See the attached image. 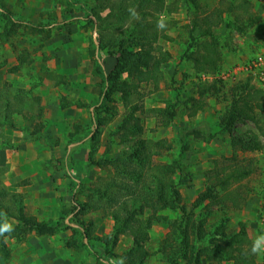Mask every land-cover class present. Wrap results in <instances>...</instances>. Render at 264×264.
Wrapping results in <instances>:
<instances>
[{"label":"trees","instance_id":"trees-1","mask_svg":"<svg viewBox=\"0 0 264 264\" xmlns=\"http://www.w3.org/2000/svg\"><path fill=\"white\" fill-rule=\"evenodd\" d=\"M64 4V18L73 16L79 10L87 26L96 30L98 46L92 49V58L95 59L97 53H103L101 61L104 65L107 62L111 64L106 67V72L96 64V75L101 80L99 97L103 102L99 111L105 116L82 120L73 126L71 134L74 139L93 134L86 165L97 167L105 177H98L92 187L81 190L84 201L78 203V213L68 223H74L77 228L66 227L63 220L39 221L26 212L24 196L9 192L0 181V211L6 212L14 227L7 238L0 237V264H8L11 258L6 239L20 243L32 234L52 237L64 228L73 235L72 242L66 244L67 248L84 250L89 255H96L97 247L103 249L104 257H95L98 264H102L103 260L116 259L113 251L122 237L131 241L130 248L121 256L125 264H145L149 255V233L154 225L159 224L168 228L159 243V253L165 264H260L258 256L246 255L252 241L244 223H240L233 233L227 231L225 220L211 223L212 208H238L246 200V193L239 184L252 174L248 166L241 165L235 156L214 160L205 174V190L190 206L183 204L179 185L184 179L182 160L183 153L188 151L189 138L214 139L225 133L230 137L232 150L256 152L263 149L257 135L244 139L234 136L233 132L238 124L251 123L263 135L264 91L253 83L251 77L244 78L229 88V98L225 97L226 101L229 99V106L213 126L185 129L175 125L173 121L177 112L174 104L167 101L165 108L146 110L140 92L143 85L147 87L154 83L171 59L159 44V41H170V38L157 28L159 16L171 11L168 0H65ZM129 8L135 9L138 19L130 16ZM233 8L230 2L204 16L193 18L192 29L201 32L202 40L196 45H189L181 59L191 61L197 72L211 77L220 71L219 25L223 13L231 12ZM237 8L247 19L238 18L236 23H229L228 26L243 35L247 24L258 21L259 17L250 13L247 0H241ZM0 10L3 20L0 42L5 44L17 36L21 25L2 1ZM26 28L30 34H41L47 38L51 34L44 26ZM13 47L16 53L18 48ZM29 57L26 52L18 54V65L10 72L18 73L20 67L28 63ZM226 85L223 80L216 79L211 83L197 84L198 97L190 96L184 101L187 117L193 119L204 112L208 105L205 97L219 95ZM176 91L179 94V89ZM23 93L21 90L12 96L0 92V139H3L5 149H12L8 136L4 134L6 127L21 130L30 142L36 141L44 129L40 98L25 99L21 95ZM115 96L119 97L125 111L114 132L116 145L123 149L116 156L110 157L108 153L96 156L100 148L97 129L105 128L118 116L113 105ZM133 96L137 98L135 104L131 103ZM64 102L63 109L68 107V103ZM75 106L88 109L89 104L79 100ZM146 113L158 116L159 127H172L175 131V143L180 146V153L167 162L162 159L172 153L174 142L143 137L141 118ZM3 173L0 169V176ZM167 211L178 213L179 218L171 220L163 214ZM91 213L107 216L113 221L108 237L95 236L93 223L80 217V214ZM84 240L87 242L84 243Z\"/></svg>","mask_w":264,"mask_h":264},{"label":"rangeland","instance_id":"rangeland-1","mask_svg":"<svg viewBox=\"0 0 264 264\" xmlns=\"http://www.w3.org/2000/svg\"><path fill=\"white\" fill-rule=\"evenodd\" d=\"M0 1L5 3L14 20L21 25L15 38L5 44L0 42V92L13 96L22 90L24 93L21 95L25 99L39 97L44 115L41 120L44 129L36 141L30 142L21 130L4 129L12 149H5L3 139H0V169L4 171L0 176L1 184L9 192L22 194L26 212L39 221L63 220L66 227L77 228L74 223H68L78 213V203L84 201L81 190L92 187L97 178L105 177V174L97 167L86 165L93 134L76 139L71 134L73 126L82 120L105 116L104 112L99 111L103 102L99 97L101 80L96 75V64L102 66L103 72L111 64L107 62L104 65V61H101L103 53L96 52L95 59L92 58V49L98 46L96 30L87 26L79 10L73 16L64 18L65 0ZM240 1L168 0L171 11L163 12L159 18H165L167 26L162 30L170 41L161 40L159 44L171 59L153 84L140 88L146 110L165 108L167 101H170L177 112L173 124L185 129L202 125L211 127L227 110L229 99L226 101L225 97L229 98L228 90L234 83L251 77L253 83L264 91V82L260 84L254 70L248 71L256 57L264 52V0H247L251 5L250 13L260 18L247 24L243 35L228 26L229 23H236L238 18L247 19L237 8ZM230 2L234 8L231 12L223 13L217 35L222 54L221 69L214 76L203 75L196 71L191 61L181 59L189 45H196L202 40L201 32L192 29L193 18L204 16ZM27 26H44L51 31L50 37L30 34ZM2 28L0 15V33ZM13 46L18 48L16 53ZM23 52L30 55L28 63L20 67L18 73L10 72L18 65V54ZM214 79L223 80L227 85L219 95L206 96V110L189 119L184 101L190 96L198 97L197 84L211 83ZM176 89H179V94ZM64 100L68 103L65 109ZM79 100L89 104L88 109H78L75 103ZM135 102L136 96L131 97V103ZM113 105L118 116L105 128L97 129L100 148L96 156L106 153L110 157L116 156L123 149L116 145L114 132L125 111L118 96L114 97ZM141 120L145 139L174 142L172 153L163 161L167 162L180 153L172 127H159L155 114L146 113ZM233 135L244 139L257 135L263 149L256 152L232 150L230 137L225 133L214 139L189 138L188 151L183 153L184 179L179 191L183 204L190 206L205 190V174L211 169L213 161L235 156L241 165L252 170L249 178L239 184L246 193V200L238 208H212L211 223L225 220L229 233L236 232L239 224L244 223L253 242L257 236L264 235V132L260 135L253 124L240 123ZM163 214L171 220L179 218L178 213L167 211ZM80 217L85 222L93 223L95 236L102 238L111 234L113 221L109 217L97 213L80 214ZM167 232L165 225L151 228L147 243L149 255L145 264H165L159 253V243ZM72 240V232L67 228L60 229L52 237L32 234L20 243L6 239L11 252L8 264H98L95 257H104L103 249L99 247L95 249L96 255L67 248V242ZM130 246V239L122 237L113 251L115 258H121ZM111 261L101 262L110 264ZM258 261L264 264V255L258 256Z\"/></svg>","mask_w":264,"mask_h":264},{"label":"clouds","instance_id":"clouds-1","mask_svg":"<svg viewBox=\"0 0 264 264\" xmlns=\"http://www.w3.org/2000/svg\"><path fill=\"white\" fill-rule=\"evenodd\" d=\"M128 12L130 16L134 19L139 18V14L135 11L134 8H129ZM165 18L161 16L157 21V28L164 29L166 28ZM264 53V52H262ZM261 53V54H262ZM14 231L13 224L9 222L6 212L0 211V237L7 238ZM246 255H255L262 256L264 255V235L257 236L255 240L251 244L250 251L246 253ZM110 264H125V259L123 257L119 259H114L110 262Z\"/></svg>","mask_w":264,"mask_h":264},{"label":"built area","instance_id":"built-area-1","mask_svg":"<svg viewBox=\"0 0 264 264\" xmlns=\"http://www.w3.org/2000/svg\"><path fill=\"white\" fill-rule=\"evenodd\" d=\"M252 68H248L249 72L254 70V76L258 78L260 84L264 82V53L258 55L252 62Z\"/></svg>","mask_w":264,"mask_h":264},{"label":"crops","instance_id":"crops-1","mask_svg":"<svg viewBox=\"0 0 264 264\" xmlns=\"http://www.w3.org/2000/svg\"><path fill=\"white\" fill-rule=\"evenodd\" d=\"M250 7H251V5H250ZM259 17V16H258ZM260 18V17H259ZM219 41V40H218Z\"/></svg>","mask_w":264,"mask_h":264}]
</instances>
